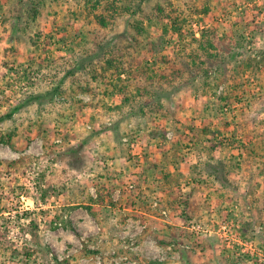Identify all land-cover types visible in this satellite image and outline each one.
Here are the masks:
<instances>
[{
	"label": "rangeland",
	"instance_id": "374dc122",
	"mask_svg": "<svg viewBox=\"0 0 264 264\" xmlns=\"http://www.w3.org/2000/svg\"><path fill=\"white\" fill-rule=\"evenodd\" d=\"M4 131L0 264H264V0H0Z\"/></svg>",
	"mask_w": 264,
	"mask_h": 264
},
{
	"label": "trees",
	"instance_id": "16d2710c",
	"mask_svg": "<svg viewBox=\"0 0 264 264\" xmlns=\"http://www.w3.org/2000/svg\"><path fill=\"white\" fill-rule=\"evenodd\" d=\"M111 6L109 7H113L115 11H117V7H119V5H117L115 2H113L112 4H110ZM94 19H96V21H98L101 25H105V20H104V16L101 13H96L94 11ZM137 13H139L138 8L135 6L132 10H131V15H136ZM172 31L175 35L179 36L181 35L180 29H179V25L177 23V19L176 17L173 18V25H172ZM108 69L106 68H102L105 71H110V66L112 67L113 70L116 71V73L120 74L124 72V68L122 66H119L120 63H117V61L115 62H110V60L108 61ZM112 71V70H111ZM104 75V74H103ZM11 114H7L1 117V119H5L6 117H10ZM14 132L13 131H7V132H0V142L2 143H6V144H10L12 142L13 136H14ZM19 163V159L18 160H14V161H10L8 163L7 169L0 171V175H9L11 173H15L16 171H18L16 169V165H18ZM22 164V163H21ZM111 204H113V202H111Z\"/></svg>",
	"mask_w": 264,
	"mask_h": 264
}]
</instances>
